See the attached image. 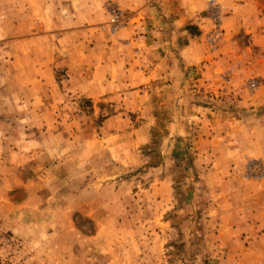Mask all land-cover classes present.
Returning a JSON list of instances; mask_svg holds the SVG:
<instances>
[{"label": "rangeland", "instance_id": "rangeland-1", "mask_svg": "<svg viewBox=\"0 0 264 264\" xmlns=\"http://www.w3.org/2000/svg\"><path fill=\"white\" fill-rule=\"evenodd\" d=\"M170 2L0 0V264H264V0Z\"/></svg>", "mask_w": 264, "mask_h": 264}, {"label": "crops", "instance_id": "crops-1", "mask_svg": "<svg viewBox=\"0 0 264 264\" xmlns=\"http://www.w3.org/2000/svg\"><path fill=\"white\" fill-rule=\"evenodd\" d=\"M122 4L128 9L129 13L133 17L132 20L137 19L127 28L128 31L135 35L132 42L138 43L142 41L145 43L148 39L146 32L149 30V35L151 36V39H149L152 42V46L155 44L156 46L160 45L159 40L154 39V33H157L159 26H154L153 23L155 21H159V18L163 17L164 7L167 10V8L171 7L173 3L170 2V0H122ZM155 7L160 8V11L158 12ZM187 13V8L184 4L181 9L174 10L173 15H178V18H175L176 22L181 24L185 20ZM147 24H150V27H148ZM184 28L185 27H183V30ZM139 32L142 33L139 34ZM161 43L164 44L165 42L161 40Z\"/></svg>", "mask_w": 264, "mask_h": 264}]
</instances>
